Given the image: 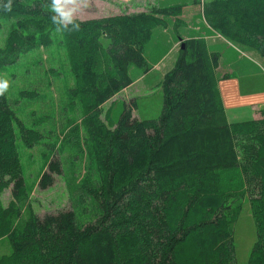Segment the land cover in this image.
Masks as SVG:
<instances>
[{"label": "trees", "instance_id": "1", "mask_svg": "<svg viewBox=\"0 0 264 264\" xmlns=\"http://www.w3.org/2000/svg\"><path fill=\"white\" fill-rule=\"evenodd\" d=\"M5 3L0 0V15L16 21L0 47V71L35 41L41 42L46 31L57 30L49 18L50 0L27 5L12 0L11 11L4 10ZM179 10V4H172L76 20L78 31L59 30L69 49L73 89L80 100L81 143L90 146L95 162L97 179L89 188L96 214L85 223L77 222L71 210L31 214L20 230L1 215L0 239H6L8 248L0 254V264H238L229 260L227 248L215 247L217 240L228 239V221L235 209L227 203L231 192L218 190L214 176L238 166L245 171L250 165L260 183L255 206L264 211V107L254 108L249 119L226 121L215 81L231 73L214 79L217 53L207 51L200 39L181 41L172 66L160 79L156 117H133L132 104L111 125L100 117L99 105L131 82L129 66L146 68L144 46L153 29L166 27L164 16ZM203 18L237 50L264 57V0H208ZM11 118L3 94L0 188L7 175L4 159L13 152L7 127ZM29 135L40 138L35 131ZM240 136L257 144L252 157L241 164L236 145ZM73 138L77 140L76 131ZM58 149L39 173L40 189L61 174ZM13 180V195L18 197L24 192L23 181L15 175ZM262 243L256 241L241 264H264Z\"/></svg>", "mask_w": 264, "mask_h": 264}, {"label": "rangeland", "instance_id": "2", "mask_svg": "<svg viewBox=\"0 0 264 264\" xmlns=\"http://www.w3.org/2000/svg\"><path fill=\"white\" fill-rule=\"evenodd\" d=\"M24 1L27 5L32 0ZM206 1L87 0V7L77 14L76 20L180 5L179 12L164 16L166 27L153 29L150 40L144 46L146 68L129 66L131 82L99 105L100 117L106 125L113 124L121 110L131 104L130 113L135 118H154L159 114L161 76L172 66L179 43L191 37L203 41L207 51L217 53V66L212 71L215 80L230 72L228 78L236 79L239 84V96L224 98L225 105L222 107L225 108L226 121L252 117L251 106L244 103L253 96L264 99V60L254 61V56H261L250 51L240 54L205 23L203 5ZM15 21L12 16L0 15V47L15 27ZM42 37L41 42L40 39L35 41L15 62L0 71V79L8 82L4 94L12 118L7 127L14 141L10 158L4 159L7 166L4 174L7 175L3 177L5 182L0 188V216L9 219L18 230L31 214L42 216L71 210L79 223L92 220L96 214L94 195L89 187L97 179V173L90 146L81 143L82 113L79 97L73 89L69 49L58 30H48ZM105 44L106 40H102V45ZM219 87L223 88V85ZM33 131L39 133L38 140L29 135ZM73 131L77 133L78 142L70 139ZM254 143L245 136L236 138L240 164L252 157L253 148L257 145ZM57 149L61 174L54 176L51 186L40 189L37 186L39 173ZM244 169L238 166L217 172L214 176L218 190L231 192L227 203L235 209L228 221V239L217 240L215 247L219 248L218 251H226L227 248L229 260L238 264L247 260L256 241L264 242V211L255 206L260 193L257 171L250 165ZM14 175L21 176L23 181L24 192L18 197L13 195ZM7 248L6 239H0V254L5 253ZM224 255L228 257L227 253ZM212 259L216 263L218 255Z\"/></svg>", "mask_w": 264, "mask_h": 264}, {"label": "clouds", "instance_id": "3", "mask_svg": "<svg viewBox=\"0 0 264 264\" xmlns=\"http://www.w3.org/2000/svg\"><path fill=\"white\" fill-rule=\"evenodd\" d=\"M50 20L57 26V30L66 32L78 31L80 28L79 23L76 22V17L79 12L87 7V0H50ZM4 10H12V0H7L3 5ZM8 88L7 80L0 79V96Z\"/></svg>", "mask_w": 264, "mask_h": 264}, {"label": "crops", "instance_id": "4", "mask_svg": "<svg viewBox=\"0 0 264 264\" xmlns=\"http://www.w3.org/2000/svg\"><path fill=\"white\" fill-rule=\"evenodd\" d=\"M238 52L242 55H245L244 52L245 51H240L238 50ZM251 53H254L257 55V53H255L254 51H250ZM259 56V55H257ZM251 58H253L251 56ZM257 58L261 59V60H257ZM254 61H262L264 60V57H256L254 56ZM264 71V69H263ZM232 78H227V79H220L217 82L218 85V93L220 95L221 101H222V105H225L224 102V98H227L228 96H233V98H235L234 96H239L240 93V89H239V84L236 82V79L231 80ZM223 85V88H220L219 86ZM224 93V94H222ZM246 105L251 106V115L253 116V109L254 108H261L264 107V99H258L256 97H251L250 99H246V102L244 103ZM225 110V108H224Z\"/></svg>", "mask_w": 264, "mask_h": 264}, {"label": "water", "instance_id": "5", "mask_svg": "<svg viewBox=\"0 0 264 264\" xmlns=\"http://www.w3.org/2000/svg\"><path fill=\"white\" fill-rule=\"evenodd\" d=\"M180 46H182V45L180 44Z\"/></svg>", "mask_w": 264, "mask_h": 264}]
</instances>
